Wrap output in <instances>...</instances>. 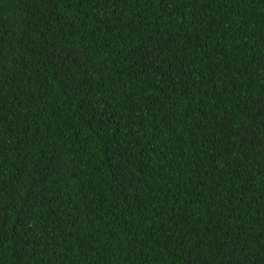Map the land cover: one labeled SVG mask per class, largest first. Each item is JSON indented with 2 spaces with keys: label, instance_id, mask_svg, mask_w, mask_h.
Returning <instances> with one entry per match:
<instances>
[{
  "label": "trees",
  "instance_id": "trees-1",
  "mask_svg": "<svg viewBox=\"0 0 264 264\" xmlns=\"http://www.w3.org/2000/svg\"><path fill=\"white\" fill-rule=\"evenodd\" d=\"M0 264H264V0H0Z\"/></svg>",
  "mask_w": 264,
  "mask_h": 264
}]
</instances>
